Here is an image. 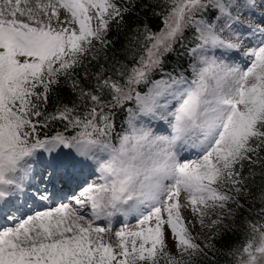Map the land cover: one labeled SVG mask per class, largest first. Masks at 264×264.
Returning a JSON list of instances; mask_svg holds the SVG:
<instances>
[{"label":"snow or ice","instance_id":"obj_1","mask_svg":"<svg viewBox=\"0 0 264 264\" xmlns=\"http://www.w3.org/2000/svg\"><path fill=\"white\" fill-rule=\"evenodd\" d=\"M221 256L264 264V0H0V264Z\"/></svg>","mask_w":264,"mask_h":264},{"label":"trees","instance_id":"obj_2","mask_svg":"<svg viewBox=\"0 0 264 264\" xmlns=\"http://www.w3.org/2000/svg\"><path fill=\"white\" fill-rule=\"evenodd\" d=\"M153 27L158 28V21L152 19ZM191 37V33H189V38ZM187 57H182L179 60L176 57H171L167 61V70L171 71L173 68L178 69L179 71H184L187 74ZM62 98L67 99L65 93H61ZM120 127V119H117V128ZM60 128V125L57 124L56 127L52 128L51 131H56ZM43 132H49L48 129H44ZM51 134V132H49ZM247 214L244 213L242 215L237 216L235 229L233 232L228 233L223 240L217 241V246L222 247L223 249L227 250L233 247L242 246L246 240V233L248 232L247 226L243 223V216ZM249 219H254L255 217H248ZM199 232V230H196ZM229 258L227 256H221L218 260L217 264H228Z\"/></svg>","mask_w":264,"mask_h":264},{"label":"rangeland","instance_id":"obj_3","mask_svg":"<svg viewBox=\"0 0 264 264\" xmlns=\"http://www.w3.org/2000/svg\"><path fill=\"white\" fill-rule=\"evenodd\" d=\"M254 42H255V39L253 40V43H254ZM237 59H239V58H237ZM237 59H235V61H230V62H235V63H237ZM247 63H248V61H247ZM237 64H238V63H237ZM246 65H247V64H246ZM246 65H245V66H246ZM183 154H185V153H183ZM197 154H198V153H196V154H194V155H189V156H188V154H186V155H184V156H186L188 159H196V158H197ZM93 179H95V178H93ZM51 207H54V205H52ZM119 217H120V218H119ZM127 219H128V217H123V216L114 217V218H113V221H112V230H113V233H114L115 231H117V230H120V229L124 226L125 223H127V224H129L130 226H133V227H134L136 220L133 219V220L130 222V221H128ZM129 222H130V223H129ZM97 223L100 224L101 226L108 227V225H107L106 222L99 221V222H97ZM196 230H199V232H201V229H200V227H199L198 224L196 225ZM202 234H206V232H202ZM112 238L115 239L114 235L112 236ZM169 244L171 245V240L169 241Z\"/></svg>","mask_w":264,"mask_h":264},{"label":"bare ground","instance_id":"obj_4","mask_svg":"<svg viewBox=\"0 0 264 264\" xmlns=\"http://www.w3.org/2000/svg\"><path fill=\"white\" fill-rule=\"evenodd\" d=\"M129 217H133V219L135 218L134 216H129ZM129 217H128V219H129ZM112 240H113V242H115V239L114 238H112Z\"/></svg>","mask_w":264,"mask_h":264}]
</instances>
